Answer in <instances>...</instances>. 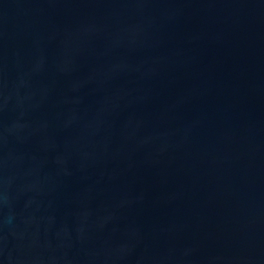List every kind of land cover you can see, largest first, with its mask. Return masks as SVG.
Listing matches in <instances>:
<instances>
[{
	"label": "water",
	"instance_id": "95a60500",
	"mask_svg": "<svg viewBox=\"0 0 264 264\" xmlns=\"http://www.w3.org/2000/svg\"><path fill=\"white\" fill-rule=\"evenodd\" d=\"M0 264H264V0H0Z\"/></svg>",
	"mask_w": 264,
	"mask_h": 264
}]
</instances>
